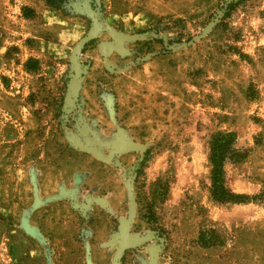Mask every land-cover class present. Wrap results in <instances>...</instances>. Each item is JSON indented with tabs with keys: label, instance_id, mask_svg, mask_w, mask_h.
Segmentation results:
<instances>
[{
	"label": "rangeland",
	"instance_id": "rangeland-1",
	"mask_svg": "<svg viewBox=\"0 0 264 264\" xmlns=\"http://www.w3.org/2000/svg\"><path fill=\"white\" fill-rule=\"evenodd\" d=\"M88 2L0 0V264H264V0ZM218 131L247 202L211 196Z\"/></svg>",
	"mask_w": 264,
	"mask_h": 264
},
{
	"label": "trees",
	"instance_id": "trees-1",
	"mask_svg": "<svg viewBox=\"0 0 264 264\" xmlns=\"http://www.w3.org/2000/svg\"><path fill=\"white\" fill-rule=\"evenodd\" d=\"M46 2L55 8H62L67 7L70 0H46ZM88 5L92 10H96L97 8L101 9L98 0H89ZM21 10L25 17H30L33 14V11L27 7H22ZM26 68L28 70L33 69L31 66H27ZM235 144L236 135L232 131H218L212 134L207 141L208 161L210 164L211 196L216 201L243 203L252 199V197L245 194H235L227 190L223 185L225 163L239 161L247 154V149H239ZM150 151V148L144 150L143 157L137 163L133 174L134 181L138 183L137 188H139L143 194V217L147 220L154 221L156 218L155 208L157 207V204L162 203L167 197L169 181L165 176H158L147 185L145 179L139 183L140 177H145L144 169L147 167V163L151 157ZM144 189L145 191H143ZM206 235L207 233L203 232H200L198 235V241L202 245H214L217 242H220L212 234Z\"/></svg>",
	"mask_w": 264,
	"mask_h": 264
}]
</instances>
